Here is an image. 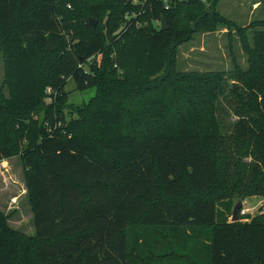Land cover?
Returning a JSON list of instances; mask_svg holds the SVG:
<instances>
[{
  "label": "trees",
  "instance_id": "1",
  "mask_svg": "<svg viewBox=\"0 0 264 264\" xmlns=\"http://www.w3.org/2000/svg\"><path fill=\"white\" fill-rule=\"evenodd\" d=\"M78 1L94 30L89 39L70 38L75 19L67 16L62 0H0L5 87L0 89V161L21 157L36 228L28 236L0 211V264H264V215L229 222L218 210L224 193L264 196V31L252 46L244 40L249 70H236L232 85L216 72L180 82L171 68L174 44L192 39L211 21L235 26L219 13V0H211L210 8V0H170L169 8L165 0H145L128 20L119 16L130 9L125 2L112 12L124 24L116 36L99 30L103 3ZM162 17L167 30L160 29ZM102 54L100 64L87 65ZM126 62L135 81L115 77ZM67 78L79 91L96 88L86 114L60 125L54 118L51 129L41 130L39 113L54 108L52 113L62 114L67 108L55 99L48 106L45 89L62 91ZM236 83L243 92L236 91ZM185 86L203 95L214 115L217 93L232 88L242 104L235 140L243 137L241 143L247 142L260 162L253 180L231 171V160L220 161L217 134L199 132L196 114L187 120L180 116L185 108L175 100ZM151 91L157 97L168 92L170 99L152 108L147 97L138 114L131 94ZM171 111L175 114L168 118ZM133 117L142 135L126 129ZM27 121L33 131L22 147L17 129ZM145 123L153 127L148 130ZM133 223L166 235L182 254L189 243L191 252L204 244V257H176L166 244V252L153 257L156 239L150 234V253L133 262L127 235Z\"/></svg>",
  "mask_w": 264,
  "mask_h": 264
},
{
  "label": "rangeland",
  "instance_id": "2",
  "mask_svg": "<svg viewBox=\"0 0 264 264\" xmlns=\"http://www.w3.org/2000/svg\"><path fill=\"white\" fill-rule=\"evenodd\" d=\"M105 6L104 15L101 18L99 30L110 33L113 36L120 35L123 31V22L113 16V11L121 8L125 2L130 4L128 12H120L119 16H123L126 20L134 15L136 7H141L145 0H97ZM262 0H219L216 3V8L219 13L234 22L235 26L229 27L221 23L214 24L212 21L205 27L198 30L192 39L176 42L172 49L171 65L173 75L180 82L194 81L197 75H204L207 73H221L228 80L226 86L232 85L234 80H231L233 73L237 71H248L249 69V55L246 53L243 43L246 40L250 46L254 43V36L264 31V8L260 4ZM64 2L65 11L67 16L75 19L73 31L70 32L71 39H89L92 37L94 30L91 28L87 20V13L79 7L78 0H62ZM67 4L71 8H67ZM213 1L206 5L210 8ZM61 16L62 13H59ZM62 18V16L60 17ZM242 30V32H240ZM2 51L0 49V89L4 82V70L2 61ZM102 55L89 61L91 63H101ZM175 62V63H174ZM174 64V66H173ZM169 77L168 73H165ZM135 72L128 62L125 63L123 68L116 70L115 77L118 80L135 81ZM125 78V79H124ZM67 85L62 91H54L51 88L45 89L46 103L52 104L62 101V105L67 106L62 111V114L52 111L54 108H46L39 113L38 118L41 123V130H49L52 127V119L56 118L58 124L63 123V120L69 122L72 118H78L80 114L84 113V109L90 103L92 97L95 96L96 88H91L86 91L77 90L76 83L73 79L67 78ZM236 91H242V88L236 83ZM225 86V87H226ZM221 90V89H220ZM232 88L222 89L221 93H217V109L215 115L212 114V108L208 101L205 100L203 95H193L191 91L187 90L185 86L176 97L178 107H183L185 110L179 112L180 116L187 120L188 115L196 114V119L193 121L195 128L203 132L214 131L218 138L216 142L218 158L224 162L231 160V171H237L239 174H246L248 180H253L254 174L252 172L256 165L260 166L257 155L254 153L253 148L248 147L247 142L241 143L243 137L238 141L235 140V124L238 121L237 108L240 105L236 96L230 92ZM214 90V93L215 94ZM157 91H151L144 94H131L135 96L134 102L131 104L133 107H138V114L142 113V105L147 103V97H150L153 103L149 104L154 108L155 102L167 101L170 99L168 92L161 93L159 97L155 96ZM250 97L253 98V92L248 91ZM249 102H253L252 99ZM261 100V98H260ZM199 102V103H198ZM202 103L203 106H199ZM199 104V105H198ZM249 108V107H248ZM190 109V110H189ZM55 111V110H54ZM58 113V114H57ZM175 113L166 114L167 117H172ZM143 120L148 119L147 115L141 116ZM167 117H165L167 119ZM138 117H133L125 123L128 131H135L130 133L143 134L144 132H136L140 127H134L135 120ZM165 124V123H164ZM214 124V128L210 126ZM153 126L150 123H145V128L150 130ZM20 142L22 147L28 145L27 134L33 131V126L28 121L18 126ZM235 141L237 145H235ZM246 170V173H242ZM26 186L24 181V167L20 156L13 157L9 160L0 161V211L5 212L9 224L24 232L28 236L35 234V226L33 221V214L31 207L28 208L27 195L25 193ZM242 196V197H241ZM242 200L243 206L239 213V222L251 221L264 215V196L257 194L243 193V195L232 196L229 193L223 194L221 204L218 207L220 214L223 215L222 219L232 222L234 207L239 200ZM30 210V212H29ZM31 215V216H30ZM152 235L156 241L152 243L156 245L153 249V257H159L160 254L166 252L163 244L170 246L174 253H178L176 257L193 256L196 254L198 257H204L202 253L203 245H200L198 251H192L193 243L188 244L187 250L182 254V249L174 247L173 241L166 235L160 234L158 231L153 230L141 224H131L127 229L129 238V250L131 251L133 262H142L143 257L150 253L151 248L146 241L149 235ZM154 239V240H155ZM159 242V244H158ZM181 246H184L182 244Z\"/></svg>",
  "mask_w": 264,
  "mask_h": 264
},
{
  "label": "water",
  "instance_id": "3",
  "mask_svg": "<svg viewBox=\"0 0 264 264\" xmlns=\"http://www.w3.org/2000/svg\"><path fill=\"white\" fill-rule=\"evenodd\" d=\"M94 25H97V21H92ZM161 30H167L169 29V26H168V23L166 21V19L164 17H162L161 19V27H160ZM242 206H243V202L242 200L240 199L238 201V203L236 204V206L234 207V211H233V217H232V220L233 221H238L240 216H239V213H240V210L242 209Z\"/></svg>",
  "mask_w": 264,
  "mask_h": 264
},
{
  "label": "crops",
  "instance_id": "4",
  "mask_svg": "<svg viewBox=\"0 0 264 264\" xmlns=\"http://www.w3.org/2000/svg\"><path fill=\"white\" fill-rule=\"evenodd\" d=\"M261 4V3H260ZM7 160H9V159H7ZM24 181H25V177H24ZM25 186H26V181H25ZM25 193H26V195H27V202H28V208H29V206H30V201H29V193H28V189H27V186H26V190H25ZM31 207V206H30ZM31 210V212H32V209H30ZM30 210H29V212H30ZM3 213H5V212H3ZM6 214V213H5ZM33 214V213H32ZM31 216V215H30ZM33 216V221H34V215H32ZM34 226H35V222H34ZM35 231H36V228H35ZM36 233V232H35ZM32 235H34V234H32Z\"/></svg>",
  "mask_w": 264,
  "mask_h": 264
},
{
  "label": "built area",
  "instance_id": "5",
  "mask_svg": "<svg viewBox=\"0 0 264 264\" xmlns=\"http://www.w3.org/2000/svg\"><path fill=\"white\" fill-rule=\"evenodd\" d=\"M180 1H185V0H180ZM204 1H205V0H204ZM165 3H166V7L169 8L170 0H165Z\"/></svg>",
  "mask_w": 264,
  "mask_h": 264
}]
</instances>
